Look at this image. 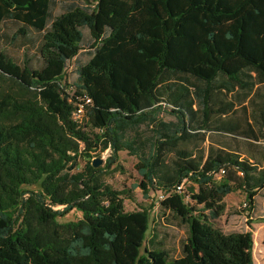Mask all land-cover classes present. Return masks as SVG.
<instances>
[{"label":"trees","instance_id":"16d2710c","mask_svg":"<svg viewBox=\"0 0 264 264\" xmlns=\"http://www.w3.org/2000/svg\"><path fill=\"white\" fill-rule=\"evenodd\" d=\"M78 1L53 18V0H0V38L9 22L24 37L43 34L38 66L0 52V264H255L254 234L216 222L238 191L254 208L264 158L221 152L197 161L183 153L163 169L164 153L187 139L185 119L198 111L182 96L169 103L177 123L156 125L152 154L139 130L155 123L171 76L209 87L199 107L206 122L219 77L241 89L264 85V0ZM85 50L91 58L71 87L69 63ZM79 105L84 116L76 120ZM108 149L107 167L131 152L145 193L168 195L160 210L187 232L180 257L149 240L151 210L126 211L127 193L93 166ZM72 211L82 218L61 221Z\"/></svg>","mask_w":264,"mask_h":264},{"label":"rangeland","instance_id":"374dc122","mask_svg":"<svg viewBox=\"0 0 264 264\" xmlns=\"http://www.w3.org/2000/svg\"><path fill=\"white\" fill-rule=\"evenodd\" d=\"M81 3L78 0H53L51 7L52 17L55 18L72 3ZM20 25L7 23L0 38V52H5L20 64L27 60L34 65L40 64L38 48L42 39V33L29 30L28 36L19 34ZM16 37V39H15ZM85 45L91 44L89 32L86 31ZM91 58L89 50L83 51L75 60L69 63L67 70V81L71 87H75L78 80L77 69L80 65L86 64ZM185 88L187 90H185ZM209 87L192 77L171 76L163 84L161 93L167 101L162 104V111L152 114L155 123L143 125L139 133L141 141L145 144V151L152 154L154 142L158 138L157 126L160 123H177V118L172 114L174 105H169L178 97L181 100L195 103L194 110L198 111L192 117L185 119L188 137L181 141L177 149L169 150L163 156V169H174L176 163L181 161L183 153L192 155V159L200 160L211 153H238L243 156L264 158V141L257 142V137H262L264 133V85L254 86L250 89H241L239 86L228 84L225 77H219L211 86L209 121L206 122V113L199 109L202 107L205 92ZM234 104L231 111L226 106ZM226 109L227 114L222 112ZM157 125V126H156ZM175 127V126H172ZM112 156V150L108 149L95 156V160L102 159L101 168L107 172V182L115 189L125 191L126 211H140L141 209L151 210V230L149 240L154 234L158 235V243L170 253L174 258L181 256L182 244L187 238L185 227L175 226L170 220L165 219L160 210V193L152 190L147 194L140 187L143 177L138 168L139 158L131 152L122 151L118 154V161L107 167V163ZM85 161L79 162L80 169L85 166ZM191 184L186 185V190L190 191ZM130 196V198H127ZM227 211L218 220L217 225L226 232L235 230L254 229V224L264 223V191L256 198L254 208L244 207L247 203L246 194L238 191L229 195L226 199ZM82 218V214L72 211L61 221H74ZM255 240V262H260V255L263 246L258 234H254ZM263 253V254H261Z\"/></svg>","mask_w":264,"mask_h":264},{"label":"crops","instance_id":"0c3cea01","mask_svg":"<svg viewBox=\"0 0 264 264\" xmlns=\"http://www.w3.org/2000/svg\"><path fill=\"white\" fill-rule=\"evenodd\" d=\"M261 193V192H260ZM259 193V195H260ZM258 195V196H259ZM257 196V197H258ZM256 205V204H255ZM225 231V230H224ZM251 231L253 234L257 233L258 234V238L259 240H262L261 244L263 246V249L261 250V252H264V223H261V224H254V229H246V230H235V231H232V232H249ZM226 232V231H225ZM154 240L158 241V235L157 234H154V236L152 237ZM263 254V253H261ZM254 258H255V250H254ZM260 262L262 264H264V255H260ZM256 264V262H255Z\"/></svg>","mask_w":264,"mask_h":264},{"label":"built area","instance_id":"2783aa9c","mask_svg":"<svg viewBox=\"0 0 264 264\" xmlns=\"http://www.w3.org/2000/svg\"><path fill=\"white\" fill-rule=\"evenodd\" d=\"M91 100H87V102L89 103ZM84 116V108H83V105H79L78 109L76 110L75 114H74V118L76 120H81ZM177 192L178 193H184L185 192V187L184 185L182 184L181 186H178L177 187ZM168 197L167 194H165L164 192H160V200L161 202L164 201L166 198ZM160 202V203H161ZM244 207L247 208L248 207V203H245L244 204Z\"/></svg>","mask_w":264,"mask_h":264},{"label":"water","instance_id":"95a60500","mask_svg":"<svg viewBox=\"0 0 264 264\" xmlns=\"http://www.w3.org/2000/svg\"><path fill=\"white\" fill-rule=\"evenodd\" d=\"M102 164H103V160L102 159H97V160H94V162H93V166L95 168H99Z\"/></svg>","mask_w":264,"mask_h":264}]
</instances>
